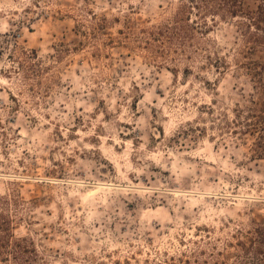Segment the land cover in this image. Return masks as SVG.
<instances>
[{
  "label": "rangeland",
  "instance_id": "rangeland-1",
  "mask_svg": "<svg viewBox=\"0 0 264 264\" xmlns=\"http://www.w3.org/2000/svg\"><path fill=\"white\" fill-rule=\"evenodd\" d=\"M203 1L0 0V264L251 262L264 0Z\"/></svg>",
  "mask_w": 264,
  "mask_h": 264
},
{
  "label": "trees",
  "instance_id": "trees-1",
  "mask_svg": "<svg viewBox=\"0 0 264 264\" xmlns=\"http://www.w3.org/2000/svg\"><path fill=\"white\" fill-rule=\"evenodd\" d=\"M202 1L203 0H201V2ZM204 1H206L205 3H207L206 6H209V1L208 0H204ZM222 1H224V4L228 8H232L233 6V9L237 6L239 2V0H222ZM229 12L230 14H234V11L233 13L231 12V10ZM248 16L250 18V21L254 22L255 25L257 26V29L260 30L258 28L260 27L258 23L264 22V7L259 5L256 11H249ZM251 229L252 230L249 233L250 235H254L255 239L251 242L249 249L245 250V252H247L246 257L249 260H251L249 264H263V260H264V221L261 223H256V222L252 223ZM243 264H247V263L244 262Z\"/></svg>",
  "mask_w": 264,
  "mask_h": 264
}]
</instances>
